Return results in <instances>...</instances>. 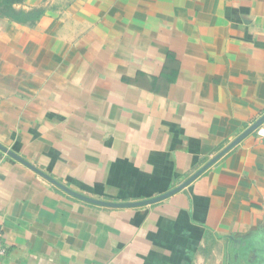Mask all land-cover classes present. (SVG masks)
Listing matches in <instances>:
<instances>
[{"label": "crops", "instance_id": "obj_1", "mask_svg": "<svg viewBox=\"0 0 264 264\" xmlns=\"http://www.w3.org/2000/svg\"><path fill=\"white\" fill-rule=\"evenodd\" d=\"M264 0H19L0 15V264H264ZM264 123V122H263Z\"/></svg>", "mask_w": 264, "mask_h": 264}, {"label": "water", "instance_id": "obj_2", "mask_svg": "<svg viewBox=\"0 0 264 264\" xmlns=\"http://www.w3.org/2000/svg\"><path fill=\"white\" fill-rule=\"evenodd\" d=\"M264 122V117H262L259 121H257L254 125H252L245 133H243V135H241L240 137H238L235 141H233L228 147H226L221 153H219L216 157H214L212 160L209 161V163L207 165H205L201 170H199L195 175H193L192 177H190L189 179H187L184 183L180 184L178 187H176L175 189L169 191L168 193H165L164 195L155 197V198H151V199H146V200H142V201H135V202H111V201H100V200H95V199H91L88 198L86 196H83L81 194L74 193L77 196H80L84 199L87 200H91L94 202H98L100 204L103 205H107V206H115V207H133V206H142V205H147V204H151L154 202H157L177 191H179L180 189L184 188L186 185H188L192 180H194L203 170H205L207 167H209L213 162H215L219 157H221L225 152H227L230 148H232L235 144H237L245 134L251 132L252 130H255L259 125H261ZM4 150L8 151L5 147L1 146ZM10 154H12L13 156L17 157L19 160H21L22 162L26 163L27 165H29L28 162H26L24 159H21L20 157H18L17 155H15L13 152L8 151Z\"/></svg>", "mask_w": 264, "mask_h": 264}, {"label": "trees", "instance_id": "obj_3", "mask_svg": "<svg viewBox=\"0 0 264 264\" xmlns=\"http://www.w3.org/2000/svg\"><path fill=\"white\" fill-rule=\"evenodd\" d=\"M19 0H0V15H8L13 10V4Z\"/></svg>", "mask_w": 264, "mask_h": 264}, {"label": "built area", "instance_id": "obj_4", "mask_svg": "<svg viewBox=\"0 0 264 264\" xmlns=\"http://www.w3.org/2000/svg\"><path fill=\"white\" fill-rule=\"evenodd\" d=\"M256 133L258 136H260L261 138L264 139V123H262L261 125H259L256 129H255ZM6 249L4 247V244L2 242L1 239V235H0V256L3 255L5 253Z\"/></svg>", "mask_w": 264, "mask_h": 264}]
</instances>
